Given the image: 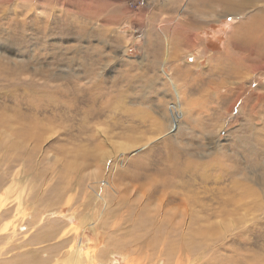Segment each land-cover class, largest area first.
I'll list each match as a JSON object with an SVG mask.
<instances>
[{
    "label": "rangeland",
    "instance_id": "rangeland-1",
    "mask_svg": "<svg viewBox=\"0 0 264 264\" xmlns=\"http://www.w3.org/2000/svg\"><path fill=\"white\" fill-rule=\"evenodd\" d=\"M203 1L0 0L1 55L32 60L36 44L23 55L8 30L28 9L51 23L49 6L57 16L40 35L58 57L40 94L41 115L55 116H40L48 139L7 176L13 154L0 145V264L27 252L70 264L75 249L83 264H164L166 250L171 264H264V156L254 137L264 123V51L226 44L240 21L264 14V0H241V14ZM61 2L90 12L61 14ZM76 94L84 97L70 102ZM160 172L171 194L158 212L162 197L147 202L144 185ZM13 221L22 227L13 231ZM30 236L38 242L19 248Z\"/></svg>",
    "mask_w": 264,
    "mask_h": 264
},
{
    "label": "bare ground",
    "instance_id": "bare-ground-1",
    "mask_svg": "<svg viewBox=\"0 0 264 264\" xmlns=\"http://www.w3.org/2000/svg\"><path fill=\"white\" fill-rule=\"evenodd\" d=\"M34 1L36 2L38 0H28V2H31L33 4H34ZM48 1L50 3L51 2L54 3V0H48ZM207 1H210L215 6L219 5L218 7H220L221 10L227 11L228 13L231 12V13H235V14H241V13H244V10H245L244 4L241 0H207ZM207 1L204 0L203 2L207 3ZM50 3H49V5H50ZM61 4H62L61 10H64V12H62L61 14H63V13L69 14V12H73L69 9L67 2H64V3L61 2ZM203 6H204V4H203ZM52 8L49 6H45V10H50L46 14L48 15L49 13H52L54 16H57L54 13V12H56V11H54L55 9L53 10ZM28 11H30V9H28L25 12H28ZM78 11L84 12L85 14L90 12L89 7H86V5H83L80 8L77 7V11L73 12V14H77ZM95 11H92V12L95 13ZM25 12H20V13L18 12L17 15H20V16L23 15V17L25 19L20 20L19 23H15L14 26L11 25V29L8 30L9 35L7 37V42L9 43L10 46L17 49V51H19L23 55L25 53H27V51L29 50L28 47L30 46V43H32V44L35 43L36 44L35 49L31 50L33 53L32 58H31L32 60L31 61L27 60L26 62L22 61V62H19L18 64H12V63H10L9 59H6L3 55L0 54V77H1V83H0V145H1V147H3V152L5 154H7V153L13 154L8 159L9 163L7 162L8 164H6L7 168H6V171H4L5 176H7L6 173L10 174L11 171L13 170V167L17 166L18 164H25L26 162L28 164L32 163V158H33V155L35 154V152L37 151V148L40 146V144L42 142H44V140L48 139V136H46L47 131L45 130L44 127L41 126L40 116H42V120H50V118L52 116L55 117L49 111L46 112L47 111L46 109H44L45 114L41 115V110H43V109H40L41 108L40 107V98L43 97L42 95H46V93H48V92H46L49 88L48 82L49 81L51 82V78H49L50 70H51L52 66L54 65V62L58 60V57H51V53H50L51 46L46 45V43L44 42V39H42L40 34L43 32L41 30L42 28L40 29V27H45L46 31L49 33L48 29H49L50 25H52L54 23L55 18L52 15L51 23H49L50 19L48 20V19H44V18L42 19V17H38L39 15L37 14V12H36V14L38 16L37 15H35V16L28 15V13H25ZM22 13H25V14H22ZM50 16H51V14H50ZM38 22L41 23V25ZM1 29H2V27H1ZM3 32L4 31L0 30V33H3ZM50 34H51V35H49L50 37H54L56 35V33L53 34L52 31H50ZM2 38H4V37H2ZM0 42L4 43L6 45V43L1 39H0ZM237 43H239V45H240V43L242 45L249 43V45L256 46V50H258L260 52L264 51V14L262 12H256L254 14H251V15H249V17L247 19H244L243 21H240L237 24L236 31L234 32L233 35L228 37L226 44L228 45V47L231 46V48L237 49V47H236ZM227 50H229V49H227ZM232 50H234V49H232ZM17 51H15V52H17ZM40 51H42V52L39 54ZM230 52H231V49H230ZM232 54L230 53V56L228 54H226V55H228V57H231ZM257 54H258V52H257ZM200 55H203V54H200ZM25 58H26V56H25ZM43 59H45L46 61H48V60H51V61H48L47 63H43V62H41V60H43ZM219 64H221V63H219ZM40 65H42V67L38 68ZM229 69H231V68L229 67ZM219 70H220V68H219ZM259 72H261V71H259ZM262 72H263V70H262ZM39 80H43V83H39ZM79 89L80 88H78V90ZM75 90H77V89L75 88ZM40 94H42V95H40ZM51 96L53 97V94H51ZM74 97L76 99V98H82L84 96L76 94V95L71 97L70 102L74 99ZM37 98H38V100H37ZM48 98H51V97H48ZM24 100H27V101L30 100V101L28 104H24ZM38 101H39V103H38ZM47 113L50 114L48 117H47ZM254 137H256L257 139L260 140L259 146H262L263 150H260L259 152H260V154H263L262 156H264V123L261 126L260 134H258V135L256 134ZM28 146H31L30 152L26 151V148ZM166 162H167L170 170L164 168L163 170H161V172L167 171V170L173 171L177 168V164H176L177 162H175V160L173 158H171L170 160H167ZM161 172L159 174H157L156 177L155 176L154 177H148L147 182L144 185V187L146 186L149 189L150 197L146 198L147 202L149 200H151V198L153 199L157 193H159V197L160 196L162 197L160 202L156 203V207L158 209V212H159V209L161 208V206L164 203H166V200H167L166 197H168V195L171 194V193H169V190L166 186L167 180H166V178L163 177V174ZM4 179H5L4 175L1 176L0 186L3 185ZM250 192L251 191L248 189L247 193L251 194ZM188 201L186 203H188ZM0 205H2L1 200H0ZM4 206H5V204H4ZM16 207H18V206H16ZM263 208H264V206H263ZM170 210L174 211L175 213L177 212V209L173 210V208L169 209L167 211H170ZM185 211H186L185 209H181V211H179L178 214L182 217H185ZM37 212L40 213L39 211H37ZM142 213L146 214V211H142ZM16 215H18V213ZM3 216H5V215H3ZM24 216H26V215H23V217ZM154 219H156V216H153V218L150 217L148 221L153 222V221H155ZM165 219H168V218H165ZM19 220H20V218H19ZM26 220L27 221L25 223L27 224L28 228L31 226L35 227L37 225V221H36V218L34 216H31L30 218H27ZM139 221L140 222H138V224H137L138 227L141 228L144 232L147 231L148 230L147 227H149L150 225H148V226L143 225L145 223H143L141 220H139ZM145 222H147V220ZM155 222H157V221H155ZM160 222H161V220H160ZM11 226H12V229L14 231L16 229V227L21 226V224L18 226L16 221H13ZM170 227H172V226H170ZM161 233H162V231L156 230V231L152 232L151 234H152V237L158 238L162 235ZM166 234H168V232ZM148 235H149V233H148ZM32 236H30V238H28L25 242H22L20 244L19 248L20 247L24 248L25 246H29V245H32V244H35L36 242H38V238H35ZM75 250L73 252H70L71 256L73 257V259L70 261V264H83V263L79 262V259H80L79 251L75 252ZM187 252L192 253L189 250ZM27 253H28L27 256H25V257L21 256V257H19V259L15 260L14 264H47L46 263L47 260H43V262H36L34 260V253L35 252L34 253L27 252ZM172 254H173V250H166L160 254L162 259L165 261L164 264H171L172 263V258H173ZM156 255H158V254H156ZM151 257H153V256L151 255ZM146 258L148 259L149 257L146 256ZM175 264H181L180 257L178 258V260L176 261Z\"/></svg>",
    "mask_w": 264,
    "mask_h": 264
}]
</instances>
